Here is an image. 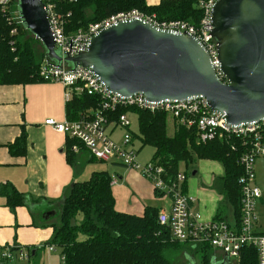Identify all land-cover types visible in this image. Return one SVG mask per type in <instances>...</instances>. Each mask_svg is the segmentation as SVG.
Returning a JSON list of instances; mask_svg holds the SVG:
<instances>
[{
	"label": "trees",
	"instance_id": "obj_1",
	"mask_svg": "<svg viewBox=\"0 0 264 264\" xmlns=\"http://www.w3.org/2000/svg\"><path fill=\"white\" fill-rule=\"evenodd\" d=\"M208 0H163L150 6L147 0H78L67 4L63 11L71 14L68 32L86 29L112 16L138 10L157 22L181 21L199 27L204 10L200 4ZM18 0H12L7 7L0 5V86H26L43 83L39 68L47 59L46 51L23 24L15 18ZM101 100L86 95L75 96L66 105L70 121L79 120L90 111L98 110ZM121 114H135L139 133L131 132L133 141H141L142 147L154 148V159L164 169L165 178L171 181L180 173L182 165L188 169L198 161H211L223 167V175L217 178L214 189L229 205L237 222L241 218L242 187L244 176L241 158L245 152L243 139L225 136L207 144H199L194 130L176 125L174 136L167 133L168 114L152 113L138 109H120ZM27 135L23 134L9 146L10 155L25 157L28 152ZM75 141L67 143V159L72 163ZM188 181V170L184 173ZM187 181L184 184L187 192ZM112 178L107 172H95L90 179L74 183L63 200L60 221L51 224L52 240L46 245L61 250L64 264H174L179 253H192L196 262L211 264L214 257L209 247L193 248L172 240L166 228L158 223L160 211L147 207L142 216L121 213L111 187ZM0 194L7 199L14 210L21 206L31 211L39 200L27 199L12 185L0 188ZM160 194V193H158ZM161 195V194H160ZM34 213V212H33ZM224 209L219 208L215 219H224ZM81 237L85 240L81 241ZM236 264H259L254 249L244 247Z\"/></svg>",
	"mask_w": 264,
	"mask_h": 264
},
{
	"label": "built area",
	"instance_id": "obj_2",
	"mask_svg": "<svg viewBox=\"0 0 264 264\" xmlns=\"http://www.w3.org/2000/svg\"><path fill=\"white\" fill-rule=\"evenodd\" d=\"M46 11L47 20L53 33L55 49L62 56L75 57L87 51L91 38L101 30L111 27L120 21L145 19L155 27L171 30L195 37L209 53L212 65L219 77L220 63L218 59V44L212 37L213 26L211 12L217 0H208L200 4L204 10V18L199 27L188 23L157 22L155 18L147 17L138 10L120 13L99 23L90 24L86 29L68 32V21L71 14L63 11L67 4L77 3L78 0H40ZM12 0H0L3 7L9 6ZM19 15V14H18ZM15 20L22 24L21 18ZM39 77L44 83L60 84L64 88V99L68 103L77 96L96 97L101 100L98 110L90 111L79 120H65L58 122L55 119L45 121V126L52 128L57 134L75 141L72 151L77 153L81 148L98 161L117 163L129 170L142 173L154 185V190L171 201L169 212H160L158 223L166 228L172 240L187 244L193 248L209 247L214 257L237 260L241 257L244 247L256 251L259 264H264V235L255 231L258 222L257 201L262 198L259 188L253 187L255 181L254 163L257 158H264V121L247 126L231 127L220 115L211 111L205 99H196L181 103H148L143 96L123 99L108 92L103 84L91 72L81 66L71 69L65 63L61 67L44 60L39 68ZM138 109L152 113L164 112L172 118L175 125L194 130L199 144H207L216 138L236 137L243 139L245 152L241 158V165L245 174L241 178L242 187L241 218L237 222L224 219L206 221L201 213L194 210L195 199L185 192L184 184L187 177L179 173L173 180L167 181L164 169L156 163L145 167L137 163L138 152L133 148L131 135L132 124L129 114L115 117L116 110ZM122 128L127 130L121 142L110 137V129ZM118 183L112 180L111 185ZM50 251H56L50 246ZM30 257V250L12 245L0 246V264L24 263ZM64 262V258H62Z\"/></svg>",
	"mask_w": 264,
	"mask_h": 264
},
{
	"label": "water",
	"instance_id": "obj_3",
	"mask_svg": "<svg viewBox=\"0 0 264 264\" xmlns=\"http://www.w3.org/2000/svg\"><path fill=\"white\" fill-rule=\"evenodd\" d=\"M22 24L57 67L89 70L113 95L148 103L205 99L231 127L264 121V0H217L211 12L219 77L195 37L155 27L145 19L120 21L93 36L86 52L62 56L40 0H18ZM195 175V173L193 174ZM56 212L45 214V220ZM189 264H196L190 257ZM231 264L229 258L219 263Z\"/></svg>",
	"mask_w": 264,
	"mask_h": 264
},
{
	"label": "crops",
	"instance_id": "obj_4",
	"mask_svg": "<svg viewBox=\"0 0 264 264\" xmlns=\"http://www.w3.org/2000/svg\"><path fill=\"white\" fill-rule=\"evenodd\" d=\"M161 1L147 0V3L155 6ZM66 105L64 88L60 84L43 82L26 86H0V188L12 185L27 199L40 201L32 214L26 206L12 210L6 197L0 194V246L37 249L33 251V257L37 256L38 248L44 244L46 246L53 237V229L47 227L54 224V220H45V214L54 211L60 217L63 200L70 187L76 182L89 180L95 172H107L112 180L118 179V183L111 187L116 210L121 213L142 216L147 207L157 208L160 212L171 209L170 199L158 194L151 183L134 170L111 163L115 168L111 174L109 168L100 166L98 163L101 161L93 158L84 148L73 152L74 161L69 163L67 143L70 140L44 124L48 119L58 122L69 120ZM116 130H109L112 139ZM23 134L28 138V152L25 157H13L8 148ZM122 136L115 141L121 142ZM201 162L214 164L210 165L214 172H223V167L217 169L216 162ZM187 193L195 199L193 208L201 213L204 220L216 218L219 208L215 207L212 216L207 217L206 209L200 208L199 199L190 192L188 181ZM222 208L225 214V207ZM224 214L222 217L226 218ZM258 217L255 231L264 235L261 218ZM83 240L85 237H81Z\"/></svg>",
	"mask_w": 264,
	"mask_h": 264
},
{
	"label": "rangeland",
	"instance_id": "obj_5",
	"mask_svg": "<svg viewBox=\"0 0 264 264\" xmlns=\"http://www.w3.org/2000/svg\"><path fill=\"white\" fill-rule=\"evenodd\" d=\"M128 118L132 124L131 132L134 134L139 133V123L137 115L135 114H129ZM127 130H124L122 128H118L116 130L115 135L113 136L114 140H118L121 135L125 134ZM176 132V125L171 117H168L167 121V133L169 136H174ZM133 148L138 152L137 155V163L141 167H145L149 164H152L154 159V148L150 146L142 147L141 141L138 139L134 140ZM101 164L100 166H106V168H109V172L112 174L114 172L115 168L112 167L111 164H107L104 162L98 163ZM219 164V163H218ZM217 166V169L219 167L222 168V166L219 164ZM210 165H214L211 163H205L198 161L195 165L190 166L188 169H186L185 165H182L180 168V173H185L186 170H188V185L189 190L192 192V194L196 195L197 198L200 201V208L204 207L206 209V216L211 217L215 207L222 208L225 207V214L224 216L229 220L232 221L233 219V210L232 208L227 205V203L224 201V199L217 193V191L213 188L214 183L217 180L218 177L223 175V172H214L215 169L210 168ZM220 169V168H219ZM254 175H255V181L252 184L253 187H257L261 190L263 199H260L257 201V214L261 218V224L264 228V158H257L254 163ZM135 171V170H134ZM138 172L140 175H142L148 182L151 183L152 187H154L153 183L146 178L142 173ZM195 173V175H193ZM117 179V178H115ZM114 180V179H113ZM118 180V179H117ZM34 200V199H33ZM43 201V200H41ZM48 203H51L48 201ZM27 208L31 211L30 207L27 206ZM166 209V208H165ZM201 211V210H200ZM54 212V211H53ZM33 214V212L31 211ZM42 214V213H41ZM54 220V224L59 223V216L55 215L52 217ZM50 228L51 227H47ZM49 243V242H48ZM50 245L45 244L38 248V254L37 256L33 257V251L37 249H28L25 248V251L30 252V257L24 262V264H64L61 257V250L57 247H55V252L50 251ZM190 257H195L190 253L189 251L186 253H179L175 257L174 264H189L190 263ZM197 263H199V258L197 257ZM235 260L231 259V264H234Z\"/></svg>",
	"mask_w": 264,
	"mask_h": 264
},
{
	"label": "flooded vegetation",
	"instance_id": "obj_6",
	"mask_svg": "<svg viewBox=\"0 0 264 264\" xmlns=\"http://www.w3.org/2000/svg\"><path fill=\"white\" fill-rule=\"evenodd\" d=\"M226 259H227L226 257H221V258H219V259H216L215 257H213L212 262H213V261H216V262L221 263V262L225 261ZM196 263H197V262H196ZM211 264H212V263H211Z\"/></svg>",
	"mask_w": 264,
	"mask_h": 264
}]
</instances>
